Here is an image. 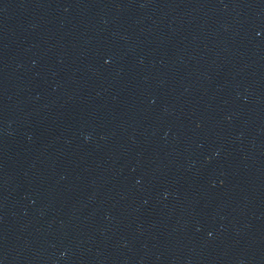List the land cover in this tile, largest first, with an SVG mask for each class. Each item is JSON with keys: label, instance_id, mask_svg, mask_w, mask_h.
Listing matches in <instances>:
<instances>
[{"label": "water", "instance_id": "95a60500", "mask_svg": "<svg viewBox=\"0 0 264 264\" xmlns=\"http://www.w3.org/2000/svg\"><path fill=\"white\" fill-rule=\"evenodd\" d=\"M0 264H264V0H0Z\"/></svg>", "mask_w": 264, "mask_h": 264}]
</instances>
